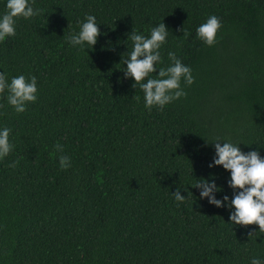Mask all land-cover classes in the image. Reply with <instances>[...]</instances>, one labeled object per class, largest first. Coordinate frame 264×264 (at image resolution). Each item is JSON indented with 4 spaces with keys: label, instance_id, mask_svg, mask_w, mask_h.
<instances>
[{
    "label": "trees",
    "instance_id": "1",
    "mask_svg": "<svg viewBox=\"0 0 264 264\" xmlns=\"http://www.w3.org/2000/svg\"><path fill=\"white\" fill-rule=\"evenodd\" d=\"M33 7L42 13L17 18L16 35L0 42V71L9 81L35 76L38 88L19 114L0 94V127L14 146L0 160V264L264 260L258 226H232L227 209L192 187L212 173L223 188L217 198L231 197L229 173L208 168L217 138L264 157V0H34ZM89 14L101 35L78 50L67 37ZM211 15L222 27L209 47L195 30ZM162 21L170 31L162 66L176 53L194 83L182 81L186 96L149 110L139 85L124 78L123 60L132 29L148 35ZM61 155L71 167L60 168ZM177 189L184 203L175 201Z\"/></svg>",
    "mask_w": 264,
    "mask_h": 264
},
{
    "label": "clouds",
    "instance_id": "2",
    "mask_svg": "<svg viewBox=\"0 0 264 264\" xmlns=\"http://www.w3.org/2000/svg\"><path fill=\"white\" fill-rule=\"evenodd\" d=\"M4 3L6 11L0 14V42L8 37L16 35V19L23 18L30 20L39 16L42 9L34 8V0H0ZM222 27L220 19L211 15L206 22L196 28V37L206 46H213L216 43L218 30ZM185 32L184 28L182 29ZM170 31L162 22L148 29V35L138 33L132 29L127 40L132 42L131 51L123 60L126 65L124 78L133 80L132 87L136 89L139 85L143 92L144 107L151 110L157 107L163 110L164 107L174 100L186 96L181 86L194 83L192 69L184 64L176 53H167V66L164 64L161 55V48L167 42ZM185 34H187L185 32ZM101 35L99 24L94 15H86L84 20L79 22V31L69 34L67 43L85 51L84 46L91 48L97 43ZM155 73V76H150ZM6 93L4 97L8 105L19 114L27 110L29 103L37 101V79L35 76L25 77L17 75L11 77L10 81L6 73L0 71V94ZM10 129L0 127V160H3L13 150V144L9 141ZM214 155L208 163V168L220 166L229 173L226 181L232 195L225 194L217 198V193L223 191L216 183L215 175L210 173L209 178L196 180L192 186L199 190V199L207 200L208 204L217 208H225L229 212L228 223L239 226L255 224L258 231L255 234L264 233V157L257 150L243 152L240 144L217 138L212 142ZM58 152H63L62 145H55ZM61 169L71 167V158L59 156ZM11 166H15L13 163ZM187 192V191H185ZM175 201L184 203L187 196L181 194L177 189L172 193ZM250 238L253 233L249 231ZM250 264H264V260L253 256Z\"/></svg>",
    "mask_w": 264,
    "mask_h": 264
}]
</instances>
